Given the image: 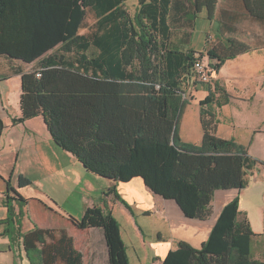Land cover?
Segmentation results:
<instances>
[{"label": "trees", "instance_id": "1", "mask_svg": "<svg viewBox=\"0 0 264 264\" xmlns=\"http://www.w3.org/2000/svg\"><path fill=\"white\" fill-rule=\"evenodd\" d=\"M126 1L0 0V56L32 61L60 44L39 67L16 70L22 73V115L13 122L42 115L55 143L87 170L121 182L141 177L151 191L174 200L185 216L207 219L215 192L245 188L258 163L245 145L215 134L209 111L201 113V143L181 140L183 84L198 59L196 51L171 44L169 0H138L133 15ZM218 1L193 0V6L196 13L206 9L212 19ZM243 2L264 22V0ZM90 12L96 21L81 33ZM251 49L231 38L208 55L217 59L218 69ZM4 128L0 117V141ZM29 183L20 176V186ZM239 213L236 197L200 248L181 241L162 264H264L251 255L255 233ZM7 222L11 228L20 225L12 207ZM76 222L81 229H103L109 264H130L119 222L106 203L89 207ZM60 234L36 227L20 235L44 264L58 259L82 264L74 238Z\"/></svg>", "mask_w": 264, "mask_h": 264}, {"label": "crops", "instance_id": "2", "mask_svg": "<svg viewBox=\"0 0 264 264\" xmlns=\"http://www.w3.org/2000/svg\"><path fill=\"white\" fill-rule=\"evenodd\" d=\"M133 5L137 9L138 1ZM166 7L171 16V31L182 32L177 45L171 44L186 51H196L195 55H201L206 64L217 61L208 55V50L225 45L228 39H237L252 47L250 51L226 60L212 74L211 83L196 82L193 73L185 79L183 95H186V105L179 125L181 140L201 143V113L202 110L209 111L214 115L215 134L245 145L258 164L249 173L245 188L215 192L211 214L204 220L185 216L174 200L151 191L141 177L121 182L94 173L106 182H103L104 188L94 198L92 206L106 203L119 222L130 264H162L168 252L176 249L181 241L200 248L209 238L224 207L238 197L239 219L246 218L255 233L251 255L264 262V22L248 12L243 0H219L206 36L207 47L197 49L192 46L189 36L192 16L198 14L193 0H169ZM199 13L206 15V9ZM59 46L32 61L0 56V117L5 124L0 141V264H44L37 253L26 249L20 235L36 227L55 230L58 237L61 231L73 237L75 249L82 254V264H99L100 261L98 249L84 244L94 235L105 240L103 229H81L76 222L80 219L71 213V184L68 181L73 173L80 174L81 178L80 170H89L75 155L55 143L42 115L24 122H13L22 115V73L16 70L24 72L39 67L40 62ZM12 80L15 83L9 85ZM189 113L195 115V124L182 133L184 117ZM20 176L28 178L30 183L20 186ZM9 186L25 201H19ZM111 189L119 197L114 193L105 195ZM116 205L121 207L124 225L114 214ZM9 207H12L14 219L20 220L16 228L8 225ZM137 214L145 219L160 218L162 225H151V235L147 239L143 227L136 221ZM164 224L168 228L164 229ZM124 234L129 240L131 237L137 240L132 252ZM78 237L84 239L83 245H78ZM105 247L107 254H104L103 261L109 264L107 245ZM54 264L67 263L58 259Z\"/></svg>", "mask_w": 264, "mask_h": 264}, {"label": "rangeland", "instance_id": "3", "mask_svg": "<svg viewBox=\"0 0 264 264\" xmlns=\"http://www.w3.org/2000/svg\"><path fill=\"white\" fill-rule=\"evenodd\" d=\"M138 0H128L126 4L128 11L130 12L131 15H133L136 11V7L133 5L137 2ZM193 24L192 28L190 30V39L193 47H196L197 49H204L207 47V33L210 31V23L211 19L208 17V13L206 11V15L198 13L197 15L192 16ZM96 21V18L92 12H90L87 16L86 20V27L82 30V32H89L94 25ZM182 36V32H178L173 30L171 33V42L174 45H177V42L179 38ZM15 80V79H14ZM12 80L9 85L15 83V81ZM184 127L182 126V133H186L187 130L190 129V126L195 124L196 117L192 113H189L187 116L184 117ZM183 122V121H182ZM82 172V176L80 178V174H72L71 175V180L68 181V183L71 184V213L73 216L78 217L79 219L82 218L84 215L85 211L92 206V201H94V198H97L99 194H101L102 189L104 188V181L103 179H100L97 175H95L92 172L85 171L83 169L80 170ZM86 172V173H85ZM84 174H86L84 176ZM78 182V183H76ZM120 204V203H119ZM121 205V204H120ZM120 205L115 206L114 214L119 217L120 223L124 225V216L123 212L121 210ZM136 221L138 225H141L144 229V235L145 238H149L151 235L150 232V226L154 224H161L162 225V220L160 218L152 217L145 219L143 216H140L137 214L136 216ZM164 229L168 228L167 225L164 224L163 226ZM125 240L127 242V245L129 246V251L136 245V239L135 237H131L130 240L124 234ZM82 241L84 242V239L82 237L77 238V243L78 245L82 244ZM92 245L95 248L98 249V252L100 255V261L99 264H107L103 261L104 254L107 252L105 251V246L106 242L103 239L102 236L100 235H94L93 237L87 238L86 242L84 245ZM83 245V244H82ZM107 256V255H106Z\"/></svg>", "mask_w": 264, "mask_h": 264}, {"label": "built area", "instance_id": "4", "mask_svg": "<svg viewBox=\"0 0 264 264\" xmlns=\"http://www.w3.org/2000/svg\"><path fill=\"white\" fill-rule=\"evenodd\" d=\"M197 60L195 61L193 68H192V73L194 80L198 83H211L212 81V74L215 72L217 69L214 64L215 62H211L206 64L201 55L196 54ZM186 98V95H184V99Z\"/></svg>", "mask_w": 264, "mask_h": 264}]
</instances>
